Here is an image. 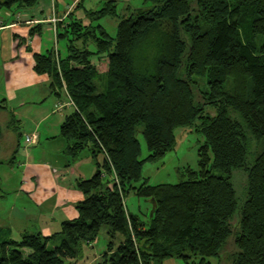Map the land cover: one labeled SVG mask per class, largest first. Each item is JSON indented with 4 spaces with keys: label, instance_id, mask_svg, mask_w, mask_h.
Wrapping results in <instances>:
<instances>
[{
    "label": "trees",
    "instance_id": "trees-1",
    "mask_svg": "<svg viewBox=\"0 0 264 264\" xmlns=\"http://www.w3.org/2000/svg\"><path fill=\"white\" fill-rule=\"evenodd\" d=\"M38 1L0 0V10ZM143 1L149 7L122 16L112 36L97 20L118 15L116 0L85 8L87 23L75 14L79 0L57 30L64 47L35 54V70L73 106L60 126L65 153L75 160L88 150L96 171L76 180L84 194L76 218L49 236L1 240L0 264H73L104 226L109 242L97 264H264V0ZM183 127L204 136L199 168L176 184H149L144 163L174 150ZM22 134L0 166L15 162ZM8 141L0 123V157ZM131 190L154 199L153 215L129 210Z\"/></svg>",
    "mask_w": 264,
    "mask_h": 264
},
{
    "label": "crops",
    "instance_id": "crops-1",
    "mask_svg": "<svg viewBox=\"0 0 264 264\" xmlns=\"http://www.w3.org/2000/svg\"><path fill=\"white\" fill-rule=\"evenodd\" d=\"M78 1L39 0L31 8L14 5L0 10V101L5 99L7 108L0 109V123L10 140L5 144L10 155L18 131L23 133L16 154L22 159H18L20 172L11 164L0 166V241L18 240L25 233L49 236L60 230L62 221L78 216L76 204L84 198L76 180L96 171L83 152L75 160L65 153L68 142L60 126L73 106L67 95L52 91L47 73L35 70L36 53L61 48L57 30L66 27ZM84 9L81 3L75 14L87 23ZM12 117L19 125L17 132ZM31 133L38 135L34 145L24 142ZM87 158L92 160L90 155Z\"/></svg>",
    "mask_w": 264,
    "mask_h": 264
},
{
    "label": "rangeland",
    "instance_id": "rangeland-1",
    "mask_svg": "<svg viewBox=\"0 0 264 264\" xmlns=\"http://www.w3.org/2000/svg\"><path fill=\"white\" fill-rule=\"evenodd\" d=\"M106 1L107 0H83V3L86 9L95 10L100 9L102 6H104ZM144 4L145 3L143 0H116L118 15H108L102 19L97 20V22L102 23L107 29V31L112 36H115L117 33V23L119 22L120 18H122V16H128L137 8L144 6ZM149 5L150 3H147L145 4V7H149ZM65 43L66 42L64 39H60L61 48L64 47L63 44L65 45ZM63 99H65V96H63ZM144 127V123H140L137 126V137L141 144V159H145L150 153L146 139L143 134ZM177 135L178 145L174 150L169 151L168 153H166L155 161H146L144 163L142 175L144 178H147L149 184H176L188 177V167H191L193 169L199 168L198 148L200 143L204 141V136L201 134V132L196 131L195 127H193L192 129L185 127L180 128L177 131ZM263 147L264 143L257 147V150H261V148ZM9 149V147L3 146L0 158H10L11 155L8 153ZM89 155L90 152L88 150H85L82 154V157L85 156V160H87V162H91L92 164L93 161L91 159L88 160L87 158ZM18 159L19 161L22 160L21 157L18 155V158H16V162L11 164V167H14L17 170L20 164ZM99 161H104V155L99 156ZM82 165L85 164L83 163ZM19 172L20 170H18L16 173ZM214 172L219 174V171L216 169H214ZM236 175V188L238 190V193L241 194V192L243 193L244 189L242 183L243 176H240V174L238 173H236ZM3 190L6 191L5 188H3ZM125 202L129 210L135 214H138L142 219H146L147 214L151 212L150 210L152 203L149 200H146V198L138 196L133 190H131L129 194H127ZM107 230L108 226H104L97 240L91 245H85L83 248L82 256L75 260L73 264H97L98 262H100L102 260V254L105 252L109 242ZM119 240L120 237L116 239L117 242H119ZM54 245L55 243L52 241L49 243L48 246L49 248H52ZM210 261L211 264H217L218 262L216 258H211ZM164 264L186 263L182 259L171 258L166 260Z\"/></svg>",
    "mask_w": 264,
    "mask_h": 264
},
{
    "label": "built area",
    "instance_id": "built-area-1",
    "mask_svg": "<svg viewBox=\"0 0 264 264\" xmlns=\"http://www.w3.org/2000/svg\"><path fill=\"white\" fill-rule=\"evenodd\" d=\"M38 135L36 133L27 134L25 141L27 144L35 143L37 141Z\"/></svg>",
    "mask_w": 264,
    "mask_h": 264
},
{
    "label": "water",
    "instance_id": "water-1",
    "mask_svg": "<svg viewBox=\"0 0 264 264\" xmlns=\"http://www.w3.org/2000/svg\"><path fill=\"white\" fill-rule=\"evenodd\" d=\"M151 203H152V205H153V209L151 210V212H150V215H153V213H154V208L156 207V202L154 201V199L152 198L151 200H149Z\"/></svg>",
    "mask_w": 264,
    "mask_h": 264
}]
</instances>
